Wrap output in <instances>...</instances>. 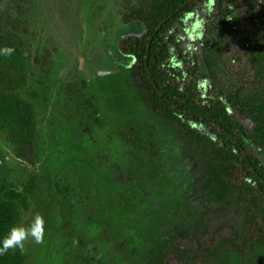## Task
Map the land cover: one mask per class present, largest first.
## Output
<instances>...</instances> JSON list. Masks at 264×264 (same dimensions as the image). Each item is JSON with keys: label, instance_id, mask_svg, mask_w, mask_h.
<instances>
[{"label": "trees", "instance_id": "16d2710c", "mask_svg": "<svg viewBox=\"0 0 264 264\" xmlns=\"http://www.w3.org/2000/svg\"><path fill=\"white\" fill-rule=\"evenodd\" d=\"M134 1L124 5L123 21L141 22L144 31L118 43L133 60L130 87L178 135L202 212L178 204L179 225L131 250L124 264H264V0ZM198 14L199 33L190 44L183 29ZM5 47L14 51L0 54V132L25 159L38 138L24 89L28 57L19 34L0 37V50ZM82 103L99 113L92 95ZM118 136L141 193L133 199L142 203L147 182L161 171L157 131L142 124ZM28 194L27 187L0 182V239L28 211ZM0 264H20L18 253L0 255Z\"/></svg>", "mask_w": 264, "mask_h": 264}, {"label": "rangeland", "instance_id": "374dc122", "mask_svg": "<svg viewBox=\"0 0 264 264\" xmlns=\"http://www.w3.org/2000/svg\"><path fill=\"white\" fill-rule=\"evenodd\" d=\"M127 2L135 1L0 0V37L13 33L22 40L28 57L24 89L38 124L35 151L25 159L14 155L0 132V182L29 190L20 223H30L36 213L46 220L42 244L29 239L23 254L14 250L20 264H124L131 250L179 225L178 204L202 212L193 202L192 170L178 135L131 90L133 60L118 43L140 36L144 26L123 21ZM199 16L183 29L190 44ZM87 95L99 113L83 105ZM142 124L156 129L162 161L139 203L129 150L118 133Z\"/></svg>", "mask_w": 264, "mask_h": 264}, {"label": "clouds", "instance_id": "9594fccd", "mask_svg": "<svg viewBox=\"0 0 264 264\" xmlns=\"http://www.w3.org/2000/svg\"><path fill=\"white\" fill-rule=\"evenodd\" d=\"M14 51L5 47L0 50V54L9 55ZM46 234V220L40 213H36L30 223L14 224L10 227L8 233L0 239V255H6L9 250L19 249L23 254L25 251V242L31 239L36 244L44 242Z\"/></svg>", "mask_w": 264, "mask_h": 264}]
</instances>
